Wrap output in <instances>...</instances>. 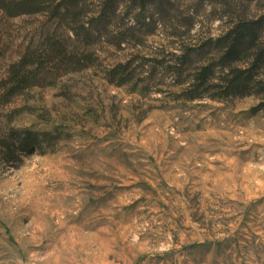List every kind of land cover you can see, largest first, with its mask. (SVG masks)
I'll return each instance as SVG.
<instances>
[{
  "label": "rangeland",
  "instance_id": "rangeland-1",
  "mask_svg": "<svg viewBox=\"0 0 264 264\" xmlns=\"http://www.w3.org/2000/svg\"><path fill=\"white\" fill-rule=\"evenodd\" d=\"M22 1L0 0V264H264L262 98L186 93L264 0Z\"/></svg>",
  "mask_w": 264,
  "mask_h": 264
},
{
  "label": "trees",
  "instance_id": "trees-1",
  "mask_svg": "<svg viewBox=\"0 0 264 264\" xmlns=\"http://www.w3.org/2000/svg\"><path fill=\"white\" fill-rule=\"evenodd\" d=\"M18 6L21 8V13L41 10L34 0L22 1ZM263 22L264 17L258 20L238 19L215 40L219 47L216 61L199 67L188 79L189 88L186 91L188 99L201 98L204 92L213 93L212 98L253 93L262 98L256 110L264 109V41L259 33ZM217 67L221 70L222 76H219L216 82L214 72ZM118 68L108 71L109 82H114L117 76H122L125 67L116 73ZM19 73L20 70L13 66L3 81L4 85H9L11 93L17 92L23 82ZM126 81L122 79L116 84L121 85ZM18 144L21 149L39 146L38 135L25 131L24 135L18 138Z\"/></svg>",
  "mask_w": 264,
  "mask_h": 264
}]
</instances>
